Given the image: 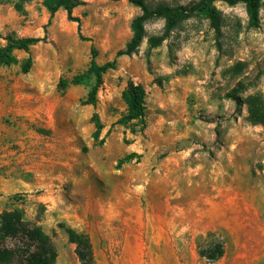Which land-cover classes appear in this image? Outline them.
<instances>
[{
	"label": "rangeland",
	"instance_id": "374dc122",
	"mask_svg": "<svg viewBox=\"0 0 264 264\" xmlns=\"http://www.w3.org/2000/svg\"><path fill=\"white\" fill-rule=\"evenodd\" d=\"M80 1L68 20L41 0H0V46L8 34L40 39L0 65V211L20 208L39 226L54 264H80L65 228L87 235L90 264H264V126L246 117L248 97L264 102V0L255 28L242 3L213 0L218 44L194 13L148 49L163 20H147L136 50L101 75L93 106L81 103L90 61L114 58L139 9ZM74 76L82 83H68ZM127 80L143 89V116L122 123ZM215 244L221 254L207 259Z\"/></svg>",
	"mask_w": 264,
	"mask_h": 264
},
{
	"label": "trees",
	"instance_id": "16d2710c",
	"mask_svg": "<svg viewBox=\"0 0 264 264\" xmlns=\"http://www.w3.org/2000/svg\"><path fill=\"white\" fill-rule=\"evenodd\" d=\"M116 1V0H111ZM128 3L136 6L139 13L133 16L129 22L130 37L124 43L123 47L114 53V58L101 64H95L90 61L88 71L91 74L92 82L88 84L82 104L94 105L96 101V92L101 83V75L115 67V58L121 55L132 54L139 45L144 36L143 24L152 18H161L163 20L162 32L159 35L149 36L146 40L148 49L156 47L167 36L169 31L181 20L191 16L194 13L204 16L213 30L215 43L218 44L220 37V15L213 7V0H198L190 2L187 5L169 6L164 3L150 5L147 0H126ZM227 5L242 3L247 18V26L255 28L258 26V8L261 0H221ZM80 0H41V5L51 16L57 9H62L68 20H76L71 16L73 7L79 5ZM19 9V6H17ZM4 44L0 46V65H8L16 62L13 55L14 50L26 52L28 47L38 40L37 37H13L5 35L2 37ZM91 57L94 52L91 49ZM31 65V59L27 55L19 65L22 73L28 71ZM68 83H82L80 77L74 76ZM67 82L60 81V88L65 87ZM241 88L242 85L237 83ZM143 89L130 80H127L120 92V98L124 104L125 113L119 120L125 123L130 120H140L143 116ZM232 99L235 98V88L230 89L225 94ZM247 119L252 123H258L264 126V102L256 96H250L246 99ZM90 120L93 123L91 137L102 143L103 137H99L101 124L95 113H92ZM129 159L124 156L117 160V165ZM67 241L72 243L73 252L80 264H90L91 247L87 235L83 232L75 231L71 228H65ZM221 245L215 244L213 249L209 250L205 257L215 259L221 254ZM56 251L50 237L41 231L39 226L30 223L24 216L20 208H12L0 211V264H54Z\"/></svg>",
	"mask_w": 264,
	"mask_h": 264
}]
</instances>
